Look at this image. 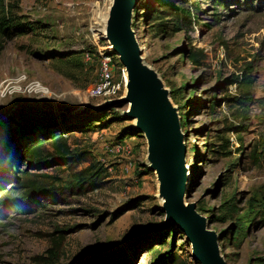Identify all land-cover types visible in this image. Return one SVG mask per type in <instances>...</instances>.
I'll return each instance as SVG.
<instances>
[{
  "label": "rangeland",
  "instance_id": "obj_1",
  "mask_svg": "<svg viewBox=\"0 0 264 264\" xmlns=\"http://www.w3.org/2000/svg\"><path fill=\"white\" fill-rule=\"evenodd\" d=\"M5 1L29 30L0 42V165L9 178L0 195L15 196L13 177L23 175L54 190L6 206L0 264H198L184 235L161 225L146 140L122 114L127 104L88 109L124 89L114 59L109 91L86 96L103 44L92 21L95 0ZM217 3L138 0L131 29L177 109L188 171L184 200L217 233L226 264H264V165L249 156L264 130L253 105L235 131L230 81L250 70L252 94L264 93V0ZM87 50L96 53L88 57ZM63 125L78 128L42 140L44 161L17 158L18 146ZM113 145L121 149L110 152Z\"/></svg>",
  "mask_w": 264,
  "mask_h": 264
},
{
  "label": "water",
  "instance_id": "obj_2",
  "mask_svg": "<svg viewBox=\"0 0 264 264\" xmlns=\"http://www.w3.org/2000/svg\"><path fill=\"white\" fill-rule=\"evenodd\" d=\"M138 0H110L102 38L110 45L126 75V93L104 101L102 108L130 104L124 114L136 119V129L144 134L147 168L155 174L158 194L164 200L162 227L174 228L190 244L191 260L198 264H226L219 253L218 235L208 228L205 217L195 210L193 202L184 200L182 188L186 147L180 132L176 107L168 102L169 92L154 70L143 65L134 31L132 11ZM93 107L94 105H90ZM96 107V106H94ZM155 171V172H154Z\"/></svg>",
  "mask_w": 264,
  "mask_h": 264
},
{
  "label": "trees",
  "instance_id": "obj_3",
  "mask_svg": "<svg viewBox=\"0 0 264 264\" xmlns=\"http://www.w3.org/2000/svg\"><path fill=\"white\" fill-rule=\"evenodd\" d=\"M224 1L225 0H216V1L214 0V3L218 2L217 4H220V3H224ZM11 6L12 5L9 2H6L5 0H0V42H5L14 36L26 34L29 30L23 22L14 19V15L11 14V8H12ZM101 41L102 40L99 39V42ZM94 52L91 50H87L86 53L87 56L90 57V55H92ZM190 58L192 59V61H196V56L194 52L191 53ZM230 81L236 84V90H237V95L233 99V103L236 106L235 118L239 120V124L233 127L235 131H240L241 128H243V124L241 123V121L247 118L246 116L248 109L253 105H255L259 109L260 114L258 118H260V123L262 124L264 130V93L260 97H254V95L252 94L251 86L253 80L251 77L250 70H246V69L243 70L240 75L234 76L233 78L230 79ZM103 105L104 102H102V104H100L99 107H95V108L90 107L88 109L93 110L95 112L96 110H101ZM90 127L94 128L93 125H91ZM72 128H78V127L73 125H67V126L63 125L58 129L51 130L50 132L47 133L46 136L40 139L38 138L33 139L30 140L28 143H24L23 145L18 146L20 150L17 154V158L20 160H24L27 165L28 164L35 165L41 163L42 161H44V158H38V154L41 148L40 144L42 143V140L48 138H59L62 135L61 133L63 132L67 133L69 131L68 129H72ZM65 152H66L65 150H62L61 153L58 154L59 159L62 160L65 158L64 157L66 155L64 154ZM1 156L0 158H2ZM249 156L252 164L264 165V132L259 134L257 139L253 142L252 150ZM13 178H14V182L17 185L16 189L18 192L15 196L6 195V194L0 195V215L4 214L6 206L12 201H18L23 204L28 201L35 202L39 197L50 193L51 190H54V188L44 187L41 182L29 178L26 175L21 176V180H19L16 177ZM8 179L9 178L7 177V174H5L2 171L0 165V185L2 184L3 181ZM79 184L80 182H78L76 186H78ZM159 264H165V263L164 261H162Z\"/></svg>",
  "mask_w": 264,
  "mask_h": 264
},
{
  "label": "built area",
  "instance_id": "obj_4",
  "mask_svg": "<svg viewBox=\"0 0 264 264\" xmlns=\"http://www.w3.org/2000/svg\"><path fill=\"white\" fill-rule=\"evenodd\" d=\"M109 3L110 0H95L93 4L92 21L94 25L100 26L96 29L97 33L95 35L97 36L98 40H102L103 44L98 46V49L96 50L98 54V64L96 67L95 78L86 90V96L88 98L101 97L109 91L112 85L114 59H116V62L119 63L116 55L109 54L110 45L102 38L104 20ZM120 149L121 147L119 145H113L109 148V151L116 153Z\"/></svg>",
  "mask_w": 264,
  "mask_h": 264
},
{
  "label": "bare ground",
  "instance_id": "obj_5",
  "mask_svg": "<svg viewBox=\"0 0 264 264\" xmlns=\"http://www.w3.org/2000/svg\"><path fill=\"white\" fill-rule=\"evenodd\" d=\"M132 30V29H131ZM138 48L140 49V51H141V48L138 46ZM139 57H141V55L139 56ZM142 58V57H141ZM143 61V60H142ZM143 65H144V67L145 68H147V69H149L150 70V67L147 65V64H145L144 62H143ZM124 81H126V75H125V72H124ZM164 87V86H163ZM163 89H166L165 87L163 88ZM126 93V87L124 86V89H123V94H122V96L124 95ZM167 99H168V102L170 103V105H171V107L172 108H174L175 106L171 103V101H170V98L169 97H167ZM100 105H98L97 107H99ZM130 107V104L129 103H127V108H129ZM93 108H95V107H93ZM126 110H128V109H126ZM122 114H124V111L122 112ZM133 121H134V123L136 124V119L135 118H133ZM184 142V141H183ZM147 164H149V162L147 161ZM184 167H185V172H184V178H183V184H182V188H183V190H184V195H185V191H186V188H187V180H188V171H187V165L185 164L184 165ZM155 172V171H154ZM157 197H158V199H159V201H160V205L162 206L163 205V203H164V200L159 196V194H158V183H157ZM186 203H187V201H186ZM211 230V229H210Z\"/></svg>",
  "mask_w": 264,
  "mask_h": 264
}]
</instances>
